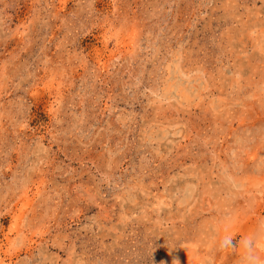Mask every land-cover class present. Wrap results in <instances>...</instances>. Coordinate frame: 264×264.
<instances>
[{
  "label": "rangeland",
  "instance_id": "374dc122",
  "mask_svg": "<svg viewBox=\"0 0 264 264\" xmlns=\"http://www.w3.org/2000/svg\"><path fill=\"white\" fill-rule=\"evenodd\" d=\"M261 220L264 0H0V264H240Z\"/></svg>",
  "mask_w": 264,
  "mask_h": 264
},
{
  "label": "clouds",
  "instance_id": "9594fccd",
  "mask_svg": "<svg viewBox=\"0 0 264 264\" xmlns=\"http://www.w3.org/2000/svg\"><path fill=\"white\" fill-rule=\"evenodd\" d=\"M227 222L234 227L237 220L229 217ZM217 247L219 250H234L239 247L242 250L240 264H264V220L259 221L253 231L239 240L226 229L225 235L217 241Z\"/></svg>",
  "mask_w": 264,
  "mask_h": 264
}]
</instances>
